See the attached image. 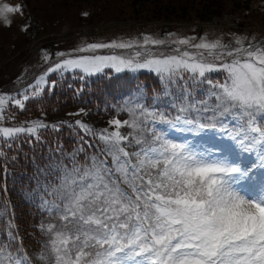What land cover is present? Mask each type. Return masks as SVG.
Returning <instances> with one entry per match:
<instances>
[{
  "label": "snow or ice",
  "instance_id": "6c2138e0",
  "mask_svg": "<svg viewBox=\"0 0 264 264\" xmlns=\"http://www.w3.org/2000/svg\"><path fill=\"white\" fill-rule=\"evenodd\" d=\"M19 12L20 5L0 3L5 24L11 23L8 14ZM191 39L90 43L76 51L137 45L144 51L131 57L60 52L62 59L28 86L36 96L47 75L57 71L147 69L159 75L166 96L169 86L179 88L172 117L134 103L117 109L129 119L114 117L111 129L74 122L99 144L80 136L81 146L67 154L71 166L50 169L55 183L43 186L39 205L49 217L39 225L46 237L44 264H264V43L239 36L234 44ZM166 43L197 51L177 47V54L154 55L147 48ZM214 73L223 79L209 78ZM199 85H207L202 99L193 95ZM29 99L27 93L0 94V122L10 106L24 109ZM47 127L41 120L28 126L0 123V138L29 134L39 141V130ZM173 132L184 138H170ZM85 145L97 151L80 163ZM8 236L9 243L0 242V264H30L22 247L16 257L6 252L13 242L22 244L18 234Z\"/></svg>",
  "mask_w": 264,
  "mask_h": 264
},
{
  "label": "rangeland",
  "instance_id": "374dc122",
  "mask_svg": "<svg viewBox=\"0 0 264 264\" xmlns=\"http://www.w3.org/2000/svg\"><path fill=\"white\" fill-rule=\"evenodd\" d=\"M0 3L21 6V12L8 14L10 24H5L0 19V94L18 97L25 93L30 95V99L25 101L24 109L10 106L7 118L0 123L4 126H28L33 120H41L51 129L52 125H59L58 128L67 131L65 133L68 139H80V136H83L85 140L97 145L99 142L85 135L74 122L81 120L97 130L111 129L108 122L114 117L129 119L128 113L117 111L119 106L98 101L89 109L74 107L54 116H49L43 111H34V104L27 110L35 98L40 97L46 89L50 90L58 79L64 78L68 73L77 74L72 75L70 79L78 81L91 76L79 70L49 73L46 77L48 82L42 86L43 90L38 95L31 96L34 89L28 86H35L36 79L43 75L48 67L62 59L57 53L63 52L72 56L131 57L135 51L143 52L144 49L137 45L131 49L105 48L85 52L76 50L90 43H109L113 40H135L142 43L144 36L166 41L194 38L191 39L193 44L199 43L201 39H220L224 43L234 44L235 37L239 36L246 37L247 41L253 43H264V0H0ZM177 47L181 51H197L190 45L178 46L170 43L147 46L154 55L177 54ZM45 54L49 56L47 61L44 60ZM103 72L117 73L114 69H105ZM123 72L132 75L140 72L151 73L154 79L158 78L160 83L165 85L157 73L147 69ZM209 78L222 80L223 73L210 74ZM194 89L202 95L203 91H207V85L194 86ZM81 109H84V112H80ZM121 131L126 134L129 129L124 127ZM170 138L184 137L178 132H173ZM186 138L192 143L198 142L190 136ZM10 141L12 140L5 141L0 138V147L8 145ZM17 203L15 201L11 206L17 207ZM23 241L25 244L15 245L13 257L20 255L22 247L30 259V264H44L40 259L43 246L34 248L28 239Z\"/></svg>",
  "mask_w": 264,
  "mask_h": 264
},
{
  "label": "trees",
  "instance_id": "16d2710c",
  "mask_svg": "<svg viewBox=\"0 0 264 264\" xmlns=\"http://www.w3.org/2000/svg\"><path fill=\"white\" fill-rule=\"evenodd\" d=\"M72 75L77 74L68 73L64 78L58 79L50 90L46 89L40 97L34 99L27 110L34 104V111L54 116L63 110L74 107L89 109L98 101H106L108 105L115 107L140 103L150 109L159 107L169 117L176 115L170 104L178 96L179 88L171 85L167 88L170 95L166 96L165 85L158 78L154 79L151 73L132 75L128 72H103L83 77L80 81L71 80ZM205 94V91L199 95L193 90L196 99H202ZM195 115L193 112L192 116ZM65 131L63 128L47 127L39 131V141L32 136L20 135L8 145L0 147V153H3L0 155V242L9 243L8 232L12 231L18 234L22 243L28 239L34 248L44 245L45 234L41 232L39 225L47 223L49 217L39 208L43 186L55 183L54 176L50 174V169H54L55 164L71 166L67 154L82 143L80 139H68ZM84 147L85 153L77 156L80 163L84 162L85 155L90 156L97 151L87 145ZM46 198L52 199L51 196ZM15 201L18 206L12 207L11 204ZM10 223L15 226L14 229H10ZM17 243L19 242H13L14 247L7 248L6 252L13 253Z\"/></svg>",
  "mask_w": 264,
  "mask_h": 264
}]
</instances>
